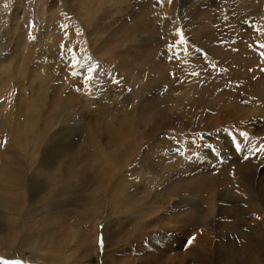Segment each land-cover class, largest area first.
<instances>
[{"label": "rangeland", "instance_id": "374dc122", "mask_svg": "<svg viewBox=\"0 0 264 264\" xmlns=\"http://www.w3.org/2000/svg\"><path fill=\"white\" fill-rule=\"evenodd\" d=\"M262 44L264 0H0V257L264 264Z\"/></svg>", "mask_w": 264, "mask_h": 264}, {"label": "snow or ice", "instance_id": "6c2138e0", "mask_svg": "<svg viewBox=\"0 0 264 264\" xmlns=\"http://www.w3.org/2000/svg\"><path fill=\"white\" fill-rule=\"evenodd\" d=\"M161 2H163V0H161ZM62 27L66 28L67 25H63ZM67 35V33H65ZM179 35L181 36V39H180V44L183 45L186 41L183 39V33L182 32H179ZM63 47V45H62ZM174 47V45H173ZM260 47L264 48V44L260 45ZM68 53L72 56V62L73 64H79L80 61L76 58V55H75V51L73 48L69 47L67 49ZM261 55H264V53H261ZM92 58L89 57V60H91ZM169 59H171V57H169ZM100 66L98 64H93V65H89L86 69V72H87V76L85 77V79L87 81H91L92 78H93V74L97 71V69L99 68ZM72 76H79L80 73L76 72V71H73L71 73ZM116 83H119V81H116ZM79 90V89H77ZM243 135H246V133H244ZM0 143H7V140L5 139V141L3 142H0ZM236 149L237 150H240L241 149V144L240 143H237L235 145ZM261 152H264V144H261L258 148H254L253 149H249L248 153L245 155V159H249L251 156L253 155H256V154H259ZM195 239V237H192L190 238V240L188 241L189 244L192 243V241ZM100 243L102 244L103 241L101 240ZM0 264H26V262L24 261H21V260H8L4 257H0Z\"/></svg>", "mask_w": 264, "mask_h": 264}, {"label": "bare ground", "instance_id": "6f19581e", "mask_svg": "<svg viewBox=\"0 0 264 264\" xmlns=\"http://www.w3.org/2000/svg\"><path fill=\"white\" fill-rule=\"evenodd\" d=\"M221 92V91H220ZM210 93V92H209ZM211 94V93H210ZM213 94L214 93H212V96H213ZM216 95H217V93H216ZM213 98V97H212ZM214 100V99H213ZM210 101H211V99H210ZM219 102V101H218ZM212 103V102H211ZM184 167V166H183ZM187 167L188 166H185L184 168H183V171L184 170H186L187 169ZM13 178H14V183H15V181H16V176H14L13 175ZM16 185H19V184H16ZM19 187H21V186H19ZM19 203H20V199H16V200H14V201H12L10 204H6L8 207H10V208H12V209H14L15 207H17L18 205H19ZM173 204H175V203H173ZM167 208H169V206H167ZM91 211H92V213L93 214H95V212H96V208L93 206V207H91ZM95 219V218H94ZM94 237H92L93 238V240H92V243H94V244H96L97 242L95 241V236H96V234H98V231H97V227L96 226H94ZM97 238V237H96ZM4 243H7V240L6 241H4ZM93 244V245H94ZM5 250V249H4ZM6 252V251H5ZM10 254V253H9ZM12 256V255H11ZM66 258L68 259V256L67 255H65L64 256V258H62V260H60V262H56V263H59V264H61V263H64V262H66Z\"/></svg>", "mask_w": 264, "mask_h": 264}]
</instances>
